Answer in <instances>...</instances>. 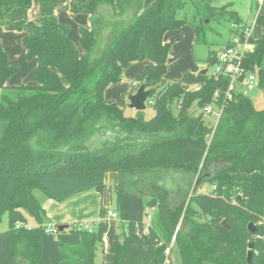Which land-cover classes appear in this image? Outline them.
<instances>
[{"label": "trees", "instance_id": "trees-1", "mask_svg": "<svg viewBox=\"0 0 264 264\" xmlns=\"http://www.w3.org/2000/svg\"><path fill=\"white\" fill-rule=\"evenodd\" d=\"M36 1L38 23L28 18L32 0H0V28L24 32L25 57L35 61L21 85H8L18 67L0 42V225L7 221L0 264H95L98 248L102 264H169L172 248L180 264H248L249 243L252 264H264V35L251 38L244 60L257 74L263 106L237 95L213 130L203 109L226 81L199 72L166 79L171 44L163 38L187 26L197 42L224 15L230 36L232 24H244L231 3ZM57 11L88 17L89 27L78 30L79 48ZM215 53L208 52L211 66ZM143 61L149 64L134 80L153 101L146 119L142 112L126 116L105 98L127 69ZM198 179L211 185L210 193L197 192ZM35 191L57 203L98 193L93 232L73 224L45 233L47 218ZM108 209L117 220L106 219ZM249 223L256 225L254 234Z\"/></svg>", "mask_w": 264, "mask_h": 264}, {"label": "rangeland", "instance_id": "rangeland-1", "mask_svg": "<svg viewBox=\"0 0 264 264\" xmlns=\"http://www.w3.org/2000/svg\"><path fill=\"white\" fill-rule=\"evenodd\" d=\"M153 0H144V5L147 7ZM232 4V10L236 11L242 20L248 22V24H252V37L253 39L260 38L264 35V5H260L257 8L256 0H215L214 7L218 8L226 4ZM258 9V15L254 19L255 12ZM29 20L33 23H38V8L37 1L32 0L31 8L28 12ZM32 18L34 20H32ZM69 31L70 38L75 42L76 47L79 48V34L76 24L73 22H69ZM229 23L227 16L224 15L217 22L213 21L209 24L208 31L201 33L199 36V40L194 42V33L189 27H182L178 30L167 32L164 35L163 40L171 44L168 51V59H167V72L165 74V78L167 79H177L179 78L183 72H192V71H200L203 69H208V73L212 71V66L209 65L206 61L208 57L209 50L218 51L221 46L227 41L229 37ZM26 34L24 32H9L0 28V42L3 49L6 51L9 57V62L18 67L17 73L12 76L9 80L10 85H21L28 75V73L35 66L34 60H27L25 57V48L23 45V40ZM77 38V39H76ZM149 64L148 61H143L140 63H136L132 65L129 69H127L121 80L109 87V94L111 98L121 109L124 110V114L126 116H134L136 111L128 108L129 104V96L131 94H135L137 89L139 88V84L134 80L138 74H140L146 65ZM250 98L253 100L255 106L257 108H261L263 106L262 102V94L260 92H255L250 95ZM171 110L176 113V101H173L170 104ZM194 111L196 113L199 112L197 108L194 107ZM144 118H149L153 115V111L149 106H146V109L142 111ZM215 117L214 114L211 116L204 115V121L209 126L214 122ZM199 188L197 189L198 193H210L211 185L206 183H201V179H199ZM108 183H112L111 179L107 180ZM201 183V184H200ZM85 199L86 204L88 205L89 211L93 210L94 218H99V209H100V200L99 194L90 191V193H82V196H87ZM35 195L39 200V203L43 205L44 200H48L41 192L35 191ZM81 195H79L80 197ZM78 198V197H76ZM194 206V205H192ZM92 207V208H91ZM153 210L149 211V218L152 215ZM148 216L146 217V221H148ZM90 217V216H89ZM97 222L93 223L91 220L88 221V226L92 229H95ZM29 225H32V222H29ZM72 225V224H69ZM117 231L121 232L122 228L119 224ZM254 226H256L254 224ZM7 228L6 218H3V221L0 225V231H4ZM260 238L259 236H254L253 239ZM247 254V250H246ZM103 262V254L100 248L96 251L95 264H102ZM169 264H180L178 252L176 248H172L170 254Z\"/></svg>", "mask_w": 264, "mask_h": 264}, {"label": "built area", "instance_id": "built-area-1", "mask_svg": "<svg viewBox=\"0 0 264 264\" xmlns=\"http://www.w3.org/2000/svg\"><path fill=\"white\" fill-rule=\"evenodd\" d=\"M264 0H256L257 4H262ZM252 34L251 27L247 24L231 25V34L226 44L222 45L221 48L216 51L214 62L212 64V71L208 73V77L215 80H225L226 88L223 92L216 91L213 96V102L207 105L203 109L205 116H211L214 114L215 120L210 125L214 130L220 116L225 108L226 104L230 102L235 96H250L255 92H260L258 89V77L255 71L248 70L244 65V60L248 53L252 51L253 43L251 42ZM253 39V38H252ZM222 96L221 103H217L218 99ZM152 100L147 98L146 106H151ZM107 220H117V214L114 210L108 209L106 213ZM149 225L148 221H145L143 233H147ZM79 228L87 230L89 233L93 232L94 229L90 228L88 224H78ZM45 233L55 235L58 231L57 227H44ZM174 237L172 238L170 246L165 250V255H169L171 246L173 245ZM107 240L104 236L102 238V249L106 250Z\"/></svg>", "mask_w": 264, "mask_h": 264}, {"label": "crops", "instance_id": "crops-1", "mask_svg": "<svg viewBox=\"0 0 264 264\" xmlns=\"http://www.w3.org/2000/svg\"><path fill=\"white\" fill-rule=\"evenodd\" d=\"M256 5H257V8H259L260 5H264V2L262 4L256 3ZM143 7H145V5H143ZM257 15H258V9L255 12V16H254V19H252V22L255 20ZM55 16H56L57 21L60 24L65 25V26H69V22H73L76 24V27L79 29L81 27H89V20H88V17L85 15H71L70 13H68L66 11H57L55 13ZM28 18H29V16H28ZM240 19H241V17H240ZM32 20H34V19L32 18ZM241 21L244 24H247L248 26H250L251 32H252V24H248V22H245L242 19H241ZM185 27H187V26H185ZM68 29H69V27H68ZM189 29L192 30L191 28H189ZM68 35L70 38V31H69ZM228 39H229V37H228ZM228 39H227V41H228ZM256 39H258V38H256ZM70 40H71V38H70ZM227 41H225V43ZM78 42H79V38H78ZM72 43L76 46L74 41H72ZM200 71H192V73H198ZM185 72H183V74ZM179 78H177V79H179ZM168 80H173V79H168ZM7 84L10 85L9 81L7 82ZM108 91H109V88L105 91V98L108 100H112V99H110L111 95L109 94ZM86 193H90V192H86ZM86 193H84V194H86ZM79 195H81V196L79 197ZM79 195L71 197L70 199H68L62 203H57V202H54L50 199L44 200L42 208L44 209L45 214H46V218H47V222L44 224V227H54V226L57 227L58 225H61V224H67L68 226H70L69 224H72V225L73 224H83V223L88 224L89 220H91L93 223L98 222L99 218H94V216H93L94 214H92L93 210L89 211L88 205L85 202V199L88 197L89 194H87V196H82V194H79ZM76 197H78V198H76ZM99 200H100V195H99Z\"/></svg>", "mask_w": 264, "mask_h": 264}, {"label": "water", "instance_id": "water-1", "mask_svg": "<svg viewBox=\"0 0 264 264\" xmlns=\"http://www.w3.org/2000/svg\"><path fill=\"white\" fill-rule=\"evenodd\" d=\"M201 75H205L207 73V69H203L199 72ZM149 96V91L145 89V85H140L139 88L137 89V91L135 92V94H131L128 98L129 100V104H128V108L136 111V112H142L146 109V100ZM199 179L197 180V183H199ZM221 225L227 229H229V227L225 224V222L223 221L221 223ZM68 225L67 224H61L57 226L58 231L62 232L64 230L68 229ZM247 230L249 233L254 234L256 232V227L252 224L249 223L247 225ZM252 247L253 244L249 243L247 246V254H246V261L248 264H252V259H253V252H252Z\"/></svg>", "mask_w": 264, "mask_h": 264}]
</instances>
